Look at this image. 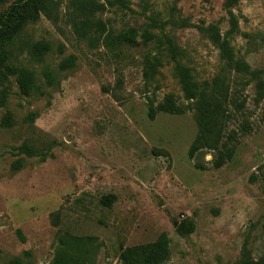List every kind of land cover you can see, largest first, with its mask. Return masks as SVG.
<instances>
[{
    "label": "rangeland",
    "instance_id": "obj_1",
    "mask_svg": "<svg viewBox=\"0 0 264 264\" xmlns=\"http://www.w3.org/2000/svg\"><path fill=\"white\" fill-rule=\"evenodd\" d=\"M128 6L96 18L115 32L135 29L136 45H91L62 10L56 21L41 16L27 25L15 46L17 72L0 87V264H51L59 229L92 238L90 264H122L123 249L161 233L170 249L162 264H264V99L256 101L255 82L225 71L204 30L215 25L224 34L232 13L234 53L264 81V0ZM162 36L197 81L225 74L244 100L228 130L250 129L238 133L232 159L220 168L212 166L213 151L189 156L198 132L192 113L148 117L149 100L156 105L173 94L186 103L168 43L159 50ZM37 41L49 50L33 60L29 46ZM155 55L162 65L147 80L145 61ZM23 145L35 155L19 154ZM108 196L114 200L106 206ZM183 220L195 229L179 236Z\"/></svg>",
    "mask_w": 264,
    "mask_h": 264
},
{
    "label": "trees",
    "instance_id": "obj_2",
    "mask_svg": "<svg viewBox=\"0 0 264 264\" xmlns=\"http://www.w3.org/2000/svg\"><path fill=\"white\" fill-rule=\"evenodd\" d=\"M8 0H0V5ZM237 0H231L232 3ZM129 0H13L10 5L0 13V87L16 74L14 64L15 46L20 42V37L25 27L35 23L41 16L51 20H58L63 14L71 24L74 33L87 39L91 45L102 44L107 49L115 46L136 45L135 29L115 32L106 28L104 23L96 18L98 13L104 12L107 7H121L129 9ZM205 32L210 41L218 49L220 59L226 72H234L247 78V82H255L257 88L256 101L264 99V81L261 72L251 70L249 65L238 58L231 45L232 37L238 33L236 17L229 14V29L221 34L215 25L206 27ZM144 40L151 39V32L145 30ZM162 39V40H161ZM159 50L168 43L171 59L173 61L174 76L178 80L186 103L179 102L175 95H166L161 102L153 105L149 100V119H154L158 112L181 115L192 113L198 132L189 149L192 158L203 150L216 153L212 166L220 168L229 162L238 143V133L249 131V124L242 123L235 130H228L230 122L240 113L244 100L239 91L230 87L225 74L214 77L212 80L197 81L192 70L176 58L177 46L162 36L157 39ZM49 50L46 41H37L29 46V55L33 60H40ZM158 55L146 59L143 76L152 79L161 66ZM4 90H0V102H3ZM19 154L28 157L35 155L32 150L23 145L17 148ZM21 162V159L19 160ZM203 168V167H201ZM114 196L104 197L102 203L111 205ZM51 223L58 224V212L51 213ZM195 225L192 220H183L176 228L179 236L192 233ZM57 247L51 264H90L93 252L90 237H76L66 231L57 230ZM169 239L165 233L153 242L139 244L123 249L119 254L122 264H162L169 259ZM245 264H263L261 261Z\"/></svg>",
    "mask_w": 264,
    "mask_h": 264
}]
</instances>
